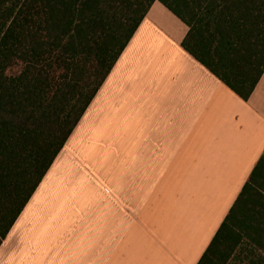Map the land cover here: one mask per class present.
<instances>
[{
  "label": "crops",
  "instance_id": "obj_1",
  "mask_svg": "<svg viewBox=\"0 0 264 264\" xmlns=\"http://www.w3.org/2000/svg\"><path fill=\"white\" fill-rule=\"evenodd\" d=\"M155 1L0 245V264H197L264 151L244 101Z\"/></svg>",
  "mask_w": 264,
  "mask_h": 264
},
{
  "label": "trees",
  "instance_id": "obj_2",
  "mask_svg": "<svg viewBox=\"0 0 264 264\" xmlns=\"http://www.w3.org/2000/svg\"><path fill=\"white\" fill-rule=\"evenodd\" d=\"M155 1L187 26L186 52L242 100L251 95L264 72L259 0L211 8L203 0H127L115 19L90 0H52L42 41L32 32V0H0V245ZM217 17L231 26L213 27ZM249 26L254 39L245 36ZM21 111L42 119L21 123ZM237 197L236 211L201 256L204 264H235L241 249L248 251L245 264H259L264 208L248 193Z\"/></svg>",
  "mask_w": 264,
  "mask_h": 264
},
{
  "label": "snow or ice",
  "instance_id": "obj_3",
  "mask_svg": "<svg viewBox=\"0 0 264 264\" xmlns=\"http://www.w3.org/2000/svg\"><path fill=\"white\" fill-rule=\"evenodd\" d=\"M34 5H36V13L34 17V22L32 26V32L34 34V38L37 40H46L48 38V30L46 25L48 24L49 20V12L48 6L52 2V0H32ZM92 3L99 4L103 7L104 12L107 16L115 19L123 9V7L127 4V0H90ZM204 4L211 8L217 3L220 4H227V3H234L237 0H203ZM240 3H250L253 0H238ZM259 4L262 10H264V0H259ZM261 23V40H260V47H261V54L264 55V12H262L260 17ZM213 27L224 25L225 28H229L230 22L225 20L222 17H217L215 20L212 21ZM245 36L247 39H254L255 33L252 31V27L249 26L245 31ZM52 71L55 73L57 68H53ZM247 99V97L245 98ZM16 119L21 123H39L42 119L40 114L28 111H21L20 113L16 114ZM4 120V114L0 113V121ZM245 193H248L250 196L257 198L260 203L261 207L264 208V151L261 152L260 156L254 161L252 166L247 172V175L244 177V183L241 190V196ZM241 197H237L236 203L232 205L229 210L228 216L225 217V223L228 219L231 218L233 212L236 211L237 204L240 203ZM3 208V198L0 195V209ZM224 224L221 225V228ZM249 248L252 246L249 245ZM209 251L211 250V246H209ZM256 254L259 256V264H264V246H261L260 249L256 250ZM248 257L247 249H241L237 252V258L235 264H245V260ZM198 264H204L203 257ZM248 264H255V262L249 261Z\"/></svg>",
  "mask_w": 264,
  "mask_h": 264
}]
</instances>
